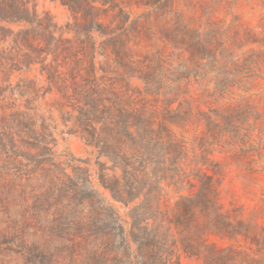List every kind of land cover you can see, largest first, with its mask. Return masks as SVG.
<instances>
[{
    "label": "trees",
    "instance_id": "16d2710c",
    "mask_svg": "<svg viewBox=\"0 0 264 264\" xmlns=\"http://www.w3.org/2000/svg\"><path fill=\"white\" fill-rule=\"evenodd\" d=\"M34 1L0 0V254L13 251L23 264H62L56 240L69 230L74 252L64 264H179L178 246L201 264H264V229L222 208L216 163L211 173H191L195 182H186L197 188L193 195L161 209V183L180 189L189 177L172 125L190 120L196 100L215 102L245 87L243 78L250 76L254 51L239 64L236 50L258 40L242 28L247 39L238 41L239 18L213 20L210 3L201 0H140L135 4L144 9L133 16L125 9L130 2L58 0L70 12L59 27ZM97 55L103 58L98 66ZM32 66L46 85L11 81L14 72ZM211 72L213 89L188 98L191 81L201 84ZM52 91L51 107L67 132L111 161H97V184L113 200L134 203L128 222L92 183L87 167L56 159L52 126L36 105ZM211 113L226 124L240 118L231 110L197 111L212 133L222 126ZM210 235L248 244L220 246Z\"/></svg>",
    "mask_w": 264,
    "mask_h": 264
},
{
    "label": "rangeland",
    "instance_id": "374dc122",
    "mask_svg": "<svg viewBox=\"0 0 264 264\" xmlns=\"http://www.w3.org/2000/svg\"><path fill=\"white\" fill-rule=\"evenodd\" d=\"M130 2L125 6V9L131 11L132 16L135 13L141 12L143 6H137L136 1L140 0H119ZM197 1V0H194ZM211 6L213 9V20H224L229 23L236 15L239 22L242 24L238 28V41L243 42L245 33L242 28L250 31L252 40L257 42H247L236 50L238 63L242 64V59L249 54L248 51L253 50L250 55V67L248 78H243L246 81L245 87H234L230 93L211 102L201 99L196 100L193 104L194 108L190 116V120L183 126L172 125V132L175 137L180 139L184 146L185 156L181 161V165L185 174L189 177L184 180L182 187L179 184L176 186L168 184V181H163L161 184L165 188L163 197L161 198V209L170 210L174 202L182 195H193L197 190L196 187L191 188L187 180H193L191 173L196 170L211 173L212 163L220 169V185H219V201L225 211L240 219L250 218L255 221L258 226L264 229V42L260 39L264 38V0H236L230 5L226 4L227 0H201ZM181 4V3H179ZM34 5L38 13L48 12L59 27H63L65 23L70 21V12L66 6L62 5L58 0H35ZM7 26L16 30L20 24L6 23ZM7 43H2L1 46H6ZM97 66L102 57L96 56ZM237 78L244 74L245 69L236 70ZM252 74V75H251ZM209 78L202 80L201 84L191 81L188 85L189 95L197 97L202 89L207 88L212 90L214 73L208 75ZM20 78L33 79L40 85H46V81L38 71V66H32L29 70L16 71L11 77V81L15 83ZM210 80L207 81V80ZM183 83V81H182ZM131 84L142 90L143 84L138 79H131ZM144 95L145 98L151 99L153 96ZM57 97L55 91L46 93L43 98L38 99L36 105L40 113L47 117L48 123L52 126V131L56 142L53 150L56 153V159L65 165V161L73 159V162L81 166L87 167L91 174L92 183L98 187L99 191L113 205L117 214L123 222H128V211L134 203L123 205L122 203L113 200L109 192L100 187L97 183L98 164L97 161L106 162L110 166L111 161L104 156H99L97 149L88 144L79 135L67 132V128L62 123L57 111L51 107L53 100ZM160 105V102H158ZM177 106V102L172 105V108ZM209 109H217L219 111L231 110L235 114L240 113V118H234L229 124L224 123L219 116L214 117V121L219 123L222 128L221 132L212 133L204 120L197 116V111H206ZM210 161L206 162V160ZM81 160V161H78ZM70 172V168H67ZM108 173H112L107 170ZM119 173L118 170H116ZM4 222H0V228H4ZM64 232L62 236L57 238L59 248H62L60 257L65 256L62 264L71 256L74 250L71 248L72 242L68 240L70 231ZM209 240L216 242L218 245H228L231 242L235 244L247 246V242L240 238L238 241H229L221 239L214 235L209 236ZM4 246V245H3ZM15 248V246L13 245ZM179 264H201L194 257H188L178 246ZM0 264H23L18 259V254L10 250L1 251Z\"/></svg>",
    "mask_w": 264,
    "mask_h": 264
}]
</instances>
